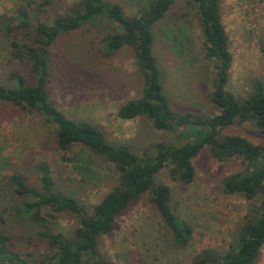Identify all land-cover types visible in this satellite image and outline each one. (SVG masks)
Masks as SVG:
<instances>
[{"label":"rangeland","instance_id":"1","mask_svg":"<svg viewBox=\"0 0 264 264\" xmlns=\"http://www.w3.org/2000/svg\"><path fill=\"white\" fill-rule=\"evenodd\" d=\"M24 1L0 0V18L15 17V9ZM77 1L52 0L41 19L51 23ZM107 1L120 5L128 16L137 15L150 4V0ZM220 15L233 55L227 90L245 99L252 94L255 82L264 84L260 46L264 39V0H222ZM198 17L193 0H174L164 19L154 27L153 54L170 108L175 113L208 116L218 113L208 98L214 69L203 54ZM1 26L0 22V82L8 86V74L16 71L33 84L29 64L10 61L11 38ZM112 29L108 19L99 17L57 38L51 47L52 69L47 86L50 101L67 118L101 127L111 143L126 145L140 157L150 155L152 146L159 143L181 144V130L159 131L146 118L122 120L117 116L125 101L141 96L143 77L132 49H122L109 57L99 51L101 38ZM228 135L264 144V129L253 124L227 127L222 137ZM40 164L48 167L58 188L79 200L88 212L117 182L113 165L86 148L76 146L68 153L57 150L55 130L43 117L0 103V233L18 242L24 253H44L47 246L34 236L30 222L14 210L30 200L16 195L8 181L19 174L29 186L39 189ZM193 167L194 180L188 185L171 179L169 164L154 179L170 188L174 214L191 225L188 245H172L171 235L145 195L117 217L110 234L98 239V251L109 264H192L204 249L221 253L228 249L249 202L238 195L224 194L221 184L242 168L241 162H217L204 148L193 160ZM48 212L41 213L47 216ZM52 215L47 216L51 230L71 238L76 218L53 212ZM82 264L88 263L83 260ZM255 264H264V246Z\"/></svg>","mask_w":264,"mask_h":264},{"label":"trees","instance_id":"2","mask_svg":"<svg viewBox=\"0 0 264 264\" xmlns=\"http://www.w3.org/2000/svg\"><path fill=\"white\" fill-rule=\"evenodd\" d=\"M174 0H150L135 16H128L122 7L107 0H79L51 23L41 17L52 0H25L13 18H0L2 31L11 38L10 61H26L34 78L13 71L8 74V86L0 82V103L29 114H38L55 130L57 150L68 153L76 146L113 165L117 174L115 186L88 212L75 197L60 190L48 167L40 164V188L29 186L19 174L9 178L16 195L28 198L15 211L28 220L34 236L46 244L44 253H24L19 243L0 233V264H109L98 251V239L110 234L117 217L133 202L147 195L148 202L163 221L171 243L184 248L192 237V227L177 217L170 205L171 190L155 182L156 174L170 165L172 180L184 185L194 180L193 160L207 148L217 162L239 160L242 168L226 177L221 190L226 195H238L249 202L246 214L224 252L204 249L192 264H255L264 246V144L228 135L222 131L245 123L264 129V84L255 82L253 92L245 99L227 90L233 55L220 15L222 0H193L203 36V54L214 69L208 98L217 114L175 113L163 94L162 73L153 54L154 27L166 16ZM103 17L113 26L100 40L99 51L109 57L125 48L134 52V60L143 77L142 94L125 101L117 116L122 120L146 118L159 131H178L181 144L159 143L150 155L142 157L128 146L111 143L104 130L85 120L67 118L49 99L48 84L52 69L51 47L61 35L69 34ZM33 20V23H32ZM22 36V38H21ZM264 55V39L260 42ZM12 84V85H11ZM67 214L76 218L77 226L71 238L51 230L42 211ZM29 240V239H28Z\"/></svg>","mask_w":264,"mask_h":264}]
</instances>
